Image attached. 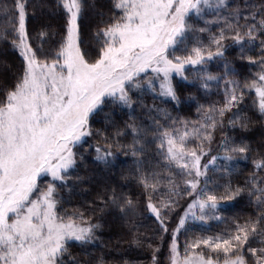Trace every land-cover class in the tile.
<instances>
[{
  "label": "snow or ice",
  "instance_id": "obj_1",
  "mask_svg": "<svg viewBox=\"0 0 264 264\" xmlns=\"http://www.w3.org/2000/svg\"><path fill=\"white\" fill-rule=\"evenodd\" d=\"M0 44V264H264V0H0Z\"/></svg>",
  "mask_w": 264,
  "mask_h": 264
},
{
  "label": "trees",
  "instance_id": "obj_2",
  "mask_svg": "<svg viewBox=\"0 0 264 264\" xmlns=\"http://www.w3.org/2000/svg\"><path fill=\"white\" fill-rule=\"evenodd\" d=\"M49 2L54 4L55 0H49ZM237 2L240 3L241 6L243 5V0H232L233 5H235V3H237ZM205 18L211 19L212 17H211V15H208ZM53 26H55V22H53ZM93 27H95V24H93ZM213 30H215V29H213ZM2 47H4V45L0 44V48H2ZM234 54L235 53H233V55ZM12 59H13V57H12L11 52H9L7 56H0V70H2L3 65L5 63L11 62ZM211 70L216 71V67L214 64L211 66ZM245 71L246 72L247 71L256 72V71H258V68L246 69ZM214 92H215V88H213V95L210 97L211 99H217V97L214 95ZM147 102L151 103L150 97L147 98ZM181 115H187V116H189L190 119H196V116L194 114V108H193L191 113H189L187 110H185L184 112L181 113ZM129 139H130V137H129ZM216 140H217V142L219 141V133H217V135H216ZM213 148H215V144L213 145ZM213 154H215V152ZM121 159H123V157ZM131 162H132L131 159H128L126 161L127 164H131ZM238 167L240 169H242V173L240 174V178L242 179L243 176L247 175L250 171L253 170L252 166H251V158L248 161H240ZM81 174H83V172ZM88 198H89L88 196H80L78 198L74 197V199H79L81 202H83L85 199H88ZM234 211H243L244 214L247 215L249 212L254 211V209L247 207V200H245L244 203L242 205H240L238 208H236ZM215 230H216V226H215V224H213L212 231H215ZM101 235H102L104 243L107 244L108 240H109V234L107 233V230H105L103 233H101ZM181 240H183V237H181ZM120 247H121V249H123V248H126L127 245L121 244ZM96 251L99 253L101 251V249L97 248ZM103 251L107 252L108 249L105 248V249H103ZM165 255H166V253H165ZM107 258L108 259H130V260L134 261L135 264H146V262L148 261V259L150 257L148 255H144V254H137L135 251H133L124 257H117L113 253V255H110ZM161 259H163V257H161Z\"/></svg>",
  "mask_w": 264,
  "mask_h": 264
}]
</instances>
